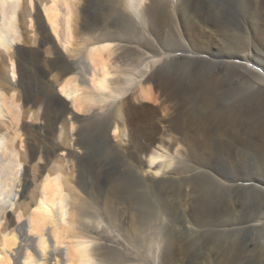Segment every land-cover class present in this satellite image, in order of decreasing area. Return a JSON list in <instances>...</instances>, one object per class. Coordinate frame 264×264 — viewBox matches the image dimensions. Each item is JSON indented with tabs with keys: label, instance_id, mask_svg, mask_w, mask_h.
I'll return each instance as SVG.
<instances>
[{
	"label": "bare ground",
	"instance_id": "obj_1",
	"mask_svg": "<svg viewBox=\"0 0 264 264\" xmlns=\"http://www.w3.org/2000/svg\"><path fill=\"white\" fill-rule=\"evenodd\" d=\"M36 2L38 47L15 46L17 82L0 84V264H143L150 250L149 264H264V0H91L79 26L75 0ZM22 8L0 0L1 50L23 40ZM17 87L44 103L40 125ZM67 115L84 196L49 165ZM22 135L45 163L15 208L32 183Z\"/></svg>",
	"mask_w": 264,
	"mask_h": 264
},
{
	"label": "rangeland",
	"instance_id": "obj_2",
	"mask_svg": "<svg viewBox=\"0 0 264 264\" xmlns=\"http://www.w3.org/2000/svg\"><path fill=\"white\" fill-rule=\"evenodd\" d=\"M90 1L91 0H75V2L73 3L74 9L77 12L76 17H77L78 26L80 25L81 21L83 20L81 10ZM38 4L39 3L36 2V5H35V0H34L33 7H30L28 5L27 0H22V7L23 8L20 10L19 13H20V30L22 32L23 40L16 42L17 44L15 43L14 47H12V49H10V51H8V52L0 49V71L2 72V74L5 77V80L1 81V83H0L1 85L3 84V87H7V85L9 86L13 83L15 84V82H17V79H18L17 72L15 71V74L12 73L11 66H10V62L12 60L14 62V65H16L17 52L15 50V46L20 45V47L24 51H29V49L30 50L37 49V47H38V43H39V39H40V32H38L39 30L37 28L36 13H35L37 8L39 11L40 5H38ZM77 8H78V10H77ZM31 19H32V21H30ZM40 19H41L42 23H44V25H45V18L43 16V14L41 16V11H40ZM48 32H50V31L48 30ZM247 34L249 35L248 37L251 40L252 39V31L248 30ZM75 36H77L75 38H78V40L76 39L74 41L75 45H77V44H79V41L81 42V39H80L81 34L76 33ZM48 38H49L50 43H45L41 47L40 52H41L42 58L52 60L55 56L52 45L56 44V40H55V37L53 36V34L51 32L48 33ZM75 45L73 44L71 46L73 47ZM71 49H73V48H71ZM63 56L66 60H71L70 55L66 51L64 52ZM56 74H57L56 72L49 73V74H47L46 79L50 83H52V85L54 84L53 85L54 91L56 92V94L58 93V95H59L58 87H56V85H55V81L58 78L57 77L58 75H56ZM16 90H15V93L18 95L17 97L20 96L19 98H21L20 99L21 100L20 105L21 106L23 105L22 106V108H23L22 113L24 112V115L22 114L23 117L22 116L21 117L23 118L24 122L26 121V124L30 127L31 126L34 127V125L37 126V125H40L41 123H43L42 116L45 112L44 103L32 104L31 102H29L28 105L27 104L24 105V104H22V97H21V96H23V90L20 89L19 87H17ZM93 108H95V106ZM93 108H91V109H93ZM143 109L147 112H150L152 109L151 104L150 103L144 104ZM72 110L76 111L78 113L79 117H87L92 111V110L91 111H87V110L77 111L76 109H72ZM50 118H52L51 115H50ZM67 119H68V121H67ZM67 125H68V127H67ZM3 126H5V123L0 121V127H3ZM75 126H77L76 123L73 126L71 125L69 115L64 116L62 120L55 123L54 131L56 132V130H57V133L54 134L53 138H54V141H56L57 143L62 145L63 151H58V150L55 151L51 155L52 159H51V162L49 163V165H53L55 163L53 165L54 167H55V165H63V167L64 166H65V168L67 167L68 171H69L67 173L69 176L68 181H69L70 188H72V192L76 195L81 194L80 196H84V194L77 187H75L74 186L75 184L73 183L75 178H76V174H77L75 162H74V160L72 161L71 159H68V157L65 155V153L67 151H74L75 153H78V154H80L82 152L81 148L74 146L75 136H73V135H74V131L76 129ZM21 140H22V142H21L22 144L19 141H17L16 147H17L18 151L20 152L19 154H20L21 160L23 161L24 165L28 168V172H29L28 177L30 179V182H32V183L28 189L31 191H27V193H29L26 196V198L28 197L27 199L22 198L23 199L22 200V199H20L19 196L16 197V201L14 202L15 206L13 205L15 208H18V207L19 208H25L26 202L29 200V198L33 197L35 195L37 188H38V181L36 180L37 179V173L36 172H38L39 167L45 163L44 154H43V151L41 148H40V151L38 152L39 154L37 153L38 158L34 157L32 160H30L29 155H28L26 136L22 135ZM53 160H55V161H53ZM34 177H36V178H34ZM10 209H12V210H10ZM8 210L10 211V214H12V215L14 214L13 216H15V213H14L15 209L13 207L8 208ZM7 224H8V220L5 217L3 219L2 225L8 226ZM157 225H156V228H157ZM156 228H155V230L158 229V228L157 229ZM157 231H159V229ZM139 254H140L141 262H143V264H149V262L151 260L150 258L153 256V251L152 250L144 251V252H140Z\"/></svg>",
	"mask_w": 264,
	"mask_h": 264
}]
</instances>
